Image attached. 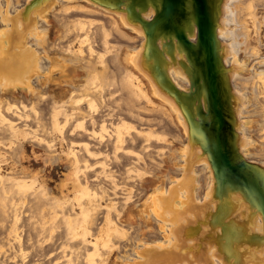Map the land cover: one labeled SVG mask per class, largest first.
Masks as SVG:
<instances>
[{"label": "bare ground", "instance_id": "6f19581e", "mask_svg": "<svg viewBox=\"0 0 264 264\" xmlns=\"http://www.w3.org/2000/svg\"><path fill=\"white\" fill-rule=\"evenodd\" d=\"M92 1L93 0H90L91 3ZM236 1L237 4H234L232 9L230 8L231 9L230 17L232 18V20L229 23L227 22L228 24L224 23L223 27L224 26L225 27L222 28V30L224 29L223 34L226 35L227 33L226 30H228L227 28L229 27L230 30H228L226 38L230 37V40L234 42L233 47H236L235 42L237 41H240L242 47L240 46L241 48L239 52L235 51L237 49L232 50L235 53L231 54L232 53V51H230L231 49L228 50L227 48L228 46L223 47L224 45L221 44L223 43L221 41L220 44L222 45L221 47L223 48V52H222V48H220V44L218 43L219 50L221 49L220 53H223L221 54L222 56L224 55L225 49L228 50L226 54L228 53V56H230V54L232 56L229 58L232 59L231 61L227 59V61L229 60V62H226L225 58L222 57V59L224 58L225 61L224 65L226 63H230L233 71L231 74L237 75L234 82L235 86L234 85L231 86V83H229V87H230L229 97L231 104L230 125L233 129V133L235 137V145L238 151L242 150L243 152L244 150H246L248 152L247 159H249L251 163L261 166V169H259L256 175L257 178L260 179L264 185V103L261 104L260 101L261 97L264 98V69L263 68L260 69V67L257 66L258 64H264V57L262 58V60L257 61L256 64L255 63L252 64L251 62L252 58L253 60L254 57L259 58V54L261 52L260 45L263 43L262 30L264 27V16H262L261 18L258 17V7H257L258 5H256V3L253 2V0H246V2L244 3L242 0H236ZM224 2L225 0H221L219 16L221 14V7L223 6ZM19 5L15 0H0V26H1L0 29V123L7 125L8 129L5 130L7 131L9 130L11 138L24 139L26 141L27 139H31L32 142H38L39 144H46V146L48 147V161L50 163L57 164V162H61L62 160H64V156L68 162H71L70 172L67 175V179L69 182L67 181L68 183L66 182L65 184H63L61 192H64L63 188H66L67 191H72L74 193H81V198L78 197V199L81 200L86 198L85 199L86 202L85 204H83L84 206L81 207L80 213H75V212L73 213L72 211L68 213L64 211L67 202L71 201L70 198H58L49 189H44L43 194L41 192V195L43 197H46L45 198V200H47L45 204L46 207L47 208L50 207L49 210L51 209L54 210V214H55L54 218L56 217V214L60 217L59 214L61 213L58 214L57 209L60 206H63L62 222H64L66 227L68 228L66 229L68 230L67 234L70 235L68 236L66 234L68 238L69 237L73 238L76 232L77 235L80 234L82 236L85 245V243L88 240L87 236L90 235V229H92L91 226L93 224H95L94 226L98 224V221L96 224V218L102 206L99 201H101L105 197H107V201H110L108 205L105 207L106 214L104 215V223L102 227H100V232L96 236V240L93 243L94 251L91 253H87L86 256L81 261L83 262V264H94V263L96 264V261L94 262L96 258L94 259V257L95 256L97 257V255H99L98 246L100 243H103V245L109 249V257H111V255H114V253H117L118 257L116 259V264H156L155 261L157 259H162L164 264L165 262H167L169 253H171L174 258L173 262H175V260L178 261H182L185 259L187 260L188 258H185L182 255L183 250H181L179 254L174 250V246H172V248H170L171 251H168L169 249L167 250V248L169 246L162 247L164 245L163 243L156 245L155 242H151V240H149L150 239L149 237L151 236L152 230L154 228L153 223L155 217L153 214V207H152V205L154 204L152 205L150 204L152 210H150V207L148 206L149 204L148 205L146 204L145 207L142 208L141 210L142 212L141 215H140V210L136 211L134 207L133 208L132 206L129 207L128 204L125 207L124 211H119V209H117V207L119 206L118 203L114 202V198L112 199L111 194H109L110 193L109 189L113 191V193H117V192L119 193L118 190L121 188L123 189V192L124 191L126 192L124 199L127 203L134 202L132 200H134V198L136 200V197L138 195L136 194L137 193L136 191V193L134 192L136 195L134 197L133 189L128 190L126 188V185L125 186L122 185V187H120V182L116 180L114 176L115 173H113L112 170H110V164L108 163V161L111 162L112 158H113L112 161L115 160L114 158H116L117 160L118 159L117 153L123 151L126 155L129 156L128 158L131 157L136 159V160L132 159L133 161H130L129 159L130 162L128 161L129 165L131 166L126 169L128 174L127 179L132 181L135 178H140L143 181L144 180L147 181L149 179V175H147V173L144 171L141 172L140 168H138V164L139 162L140 163L142 162L144 168L147 169L148 168L146 166L147 156L145 153L149 150V148H151V143H152L151 141L155 139L157 143H168V138L166 136L156 133L152 130H149L147 132H142L141 130H139L136 124L127 121L124 117H119L118 115L120 112H118L117 115L116 114L117 109L115 111L110 106H108L107 109H105L107 113H103L102 116L99 114V116H101L103 120L99 118L98 119L101 120L102 122V124L99 125L100 127L99 129H101L103 133L104 132L106 133L107 135L106 138L109 137V139H111L113 137V142L111 143L110 141V143L113 144L112 147L114 148V152L112 151L113 156L112 155L110 156V154H107L103 151L101 152L92 151L91 148L93 147H91L90 143L88 142L82 141L83 143L81 144L82 145L81 149L84 150L90 158L95 159L99 156L102 155L104 156L105 161L101 163L100 162L97 163L96 161V164H99L98 166L101 167L100 168L101 171L96 173L95 174L96 176L95 175L94 176L96 177V180L102 177L105 180H110L111 182L109 184L110 186L108 187L105 186L106 188L101 186L99 188V191L98 190L93 191V187L92 190L90 189L91 187L89 188L88 184H90L89 183L90 181H88V179L87 182L83 183V178H81V175L82 177L83 175L85 177L88 171L93 170L95 167H97V165L95 166L89 164L88 160L84 158H80L79 155L80 151H76V149H73V147H71L75 145L74 144L75 142L70 143L71 145L69 147V150L63 153L65 154L64 156H61L62 155L61 154L60 156L57 157V155L52 154V152L55 151V149L54 150L52 149L55 148L58 143L57 142L58 138L57 136H55V134L59 133L61 136L65 128L67 127L70 128L69 124L71 123L72 120H74L75 122H73V125L71 124V133H75V131H83L86 134L88 133L90 137L89 139L94 140L95 138H97L98 136L97 133L99 129L97 133L94 130L88 131L86 124L89 121L92 126H95L97 122V120L92 116V114L95 115L94 113L98 112L99 107L97 108L98 103L95 97H97L98 94H100L99 96L102 95L103 88L99 89V92L97 94L93 91L88 90L87 88H91V86L95 85L96 79H98L99 77L103 78L105 76L106 70L108 69L107 66H103L102 64V67H104L102 71H100L98 68H95L94 71L88 72L89 70L83 65V60L80 58L84 52V50H81V48L77 50L79 57L76 54L74 56L73 55L64 56V54L62 55V53H58L60 55H53L56 49L57 50L60 49V47L58 46L61 41L66 39L67 33L66 34L58 33L60 34L58 36V43H57V39L55 42L52 41V34L51 36H49L46 33L45 28L46 26L49 25L52 27V31L54 28H56L57 30V27L65 28L61 24H58L59 22L57 21V18L55 16H52V12L56 11L57 13L64 12L68 14L74 10L75 11L79 10L82 12L91 13V15L92 14L97 15L102 12L103 14L109 15L112 25H114L117 29H119L120 32H122L125 39L127 38L130 40L136 38L133 36L135 35V33L138 34V36L139 34L141 35L140 32L146 34L143 25L139 23L137 12L135 11L123 12L122 11L123 9L120 7L119 8L117 7V9L115 10H110L109 8L107 9L103 8L98 4L94 6V2L92 5H90L86 2H80L76 0L68 2V4L65 6L57 3V1H52V3L51 2L48 3L47 10L44 9L45 5H43L44 10H42L40 7L38 11L34 9L29 11L28 9L25 8L24 9L25 13H23L22 10H20L21 8L25 7V5L22 6ZM242 5H244V7H241ZM263 6L264 5H262V7ZM224 12L225 11H223V13ZM51 17L54 18L53 23L50 20ZM95 25H97V20L89 19L88 21L78 20L77 23L74 24L73 26L75 31H77V33L79 34V33H83L84 31H88V29L93 28ZM100 25H102L100 27V30L102 31V42H103L102 46L104 45L105 49L108 50L110 48L109 38L111 37V32L107 29L106 24L103 25L102 23H100ZM252 32H254V35L256 36L255 38L252 36ZM224 35H222V37ZM253 38L256 41L255 46H253L252 44ZM159 41H160V47L158 43ZM163 41L164 43H166L167 46L161 44ZM148 43H149L148 38L144 37V44L148 45ZM80 44L82 45V48L83 45H88V51L91 54L95 53V45L97 43L94 44V42L91 41V38L88 37V35L83 38L82 37L80 38ZM146 46L145 48L139 50L138 52H133V51L125 52V50L120 49L119 52L117 53L115 61L118 63L117 65L122 69L123 73L125 74L123 79L124 80L123 84H125L126 87L130 90V92L134 97L133 99L135 100L145 99V101L148 102L147 104L154 105L155 107L158 108L160 107L164 112L171 111L176 113L175 117H177L178 119L176 120L178 122L177 125L183 131L184 141H180L182 143L181 145L182 147L178 148L177 150L173 149L171 156L174 159H177L179 156H182L184 162H186L184 167H182V170L185 173L184 174L185 177L183 176L182 178L185 180L183 181V184L181 186H179V181H178L177 185L170 187L167 201L168 203H171V205L175 208L176 207L180 208L182 206V203L184 204L183 207H185L186 209L184 215L185 224H181V226L179 225L178 228L180 229V231H177L176 229L175 233L171 232V234L166 232V237H168L169 239L172 235L177 237L178 241L180 239L185 241V239L181 235V232L186 230L190 235V237L196 238V240H199V243L205 242L206 240H207L206 242H209L210 244L209 245L210 249H208L209 257L214 258L212 262H214L215 260L221 263L220 260L221 257L222 259L221 264H264V225L263 224L259 225L255 221L246 224L245 225L246 227H244V225L242 226L241 224H238L236 227L238 226L241 227V228L238 227L239 236L237 235V231L235 232V230H233L235 228L232 227V225H234V222L235 224H237V220H238L237 219L233 222L234 218L232 217V215H234V213H232L231 210L232 211L234 210L233 207L235 206L234 204H236V202L232 204L231 199L233 194H238V195L241 194L245 198V199L242 198L243 199L242 201L247 199L246 202L248 203L249 201L250 203H252L250 204L251 206L252 205L256 206V205L252 202L251 197H249L247 193L244 192L246 191L245 189L236 186V184L235 185L221 184V178L219 177V173L217 172V170L216 169L215 170L213 169V171L211 170L212 167L215 168V166H212V164L209 165V163L206 161L208 157H206L205 155L206 153H204L202 149L203 128L201 124H203L202 122L203 117L207 118V116L201 117L200 115L202 114V111L207 112L205 108L207 107L206 93L205 91L203 92L199 91L198 88H196V86L192 84L193 83L192 71L190 68L191 66L190 67L187 66L188 65L186 62L188 61L187 57L183 53H181L177 48L168 47L169 44L167 43V40L162 37H159L157 39V46L159 48L157 52L153 51L152 50L153 48L150 49L151 45H149L150 46L149 48L148 46L147 47ZM230 47L232 48V45ZM161 48L165 49V51L164 52L161 51ZM108 51L113 52L110 50ZM103 53H105V50ZM240 55H242L244 58L242 61L238 60V57ZM98 57L100 58L99 59L100 63L107 64V62H103V58H104L103 54L99 55ZM89 67L90 70H92L91 69L92 66ZM108 73L110 74V72ZM189 79H191L190 82L188 81ZM103 81L105 82V80ZM44 89H49L50 92L49 98L53 101V104L51 105L53 109L49 117L51 119L50 133H48L47 130L48 135L52 134L51 135L52 139L49 141H46V139L42 137L43 135L40 136L38 133L39 131L38 129L42 125L45 124L47 126L46 121L44 122V124L39 125L38 129L35 130L28 128L30 124L24 125L23 126L24 128L17 127L19 123L23 122L24 124L25 121L27 122V120L29 119L31 121L32 118L35 119L36 116H38L37 113L39 112L37 113L35 112L36 106L34 107L32 105L33 104L32 100H30L29 98L27 99L29 101L28 102L29 106L24 103L26 102V100L22 101L16 98L3 100V95H5L6 93L14 92L13 94H15V92L17 93L19 91L27 92L29 94L27 95V97L37 96V99L45 98L47 96L43 94ZM42 100L43 99H41V101ZM135 100H131V102ZM154 100L158 101L159 104H157ZM83 101L87 102L88 104V105L86 104L88 108V113L84 112L80 108L81 106L80 107L78 106ZM104 102H106V100H104ZM41 103L42 102H40V105ZM36 104H39V101L36 100L35 105ZM104 105L105 107L107 106V104ZM124 107L126 106L124 105ZM67 108H72L71 109L72 113L70 112V114H68ZM126 109L128 110V107ZM129 110H131V108ZM134 110L135 109H133V112ZM27 111H31V112L33 111V113H35L36 116L29 118V115H31L32 113L28 112L29 115H27L25 114L27 113ZM4 112H9L8 114H13V116H15L20 122L16 123L15 120L10 121L9 119L6 118ZM42 114L44 115V113ZM132 115L134 116L133 118L139 116V115H134V113H132ZM132 115L129 114V117ZM61 116H64L63 120H60ZM41 119L42 118H40V121ZM116 120L119 122L115 123L114 121ZM255 130L256 131L258 130V132L256 133L257 135L255 134ZM134 132L136 133L137 136L132 134ZM258 133L259 134L261 133V135H259ZM129 136H131V139L127 140V137ZM139 137L143 138V141H138L139 147H142L140 151L141 153L139 151L137 152L135 149L136 148L135 146L137 145V139ZM179 140L182 139L179 138ZM60 141L62 142L63 140ZM134 142H136V144ZM142 142L144 144H142ZM110 143L109 145H111ZM126 145L130 146L131 149L128 148ZM20 146L21 145H19V147ZM257 146L259 147V149H257L258 148ZM251 147H254L256 149L252 152V150H250ZM121 154L122 153H120V156H122ZM161 154L163 155L164 153L162 152ZM120 160L118 159L117 162H119ZM201 161H206L208 163L207 165V163L205 162L203 170L205 171L209 170V172L211 171L210 172L211 175L208 174L205 180L203 179L205 187L201 185L207 191L206 195L204 196V198L197 200L199 194L198 197L196 198L197 193L195 191V188L198 184L196 181H194L195 178H197V174H196L197 171L195 170L194 164H197V162H201ZM127 165L128 164H126V166ZM3 168L4 166L1 164L0 165V211L3 214H6L5 216H7V218L4 217L5 219H8L9 217L10 225L8 227L9 231L7 233V239L9 243L8 244L9 253L6 255L7 256L6 260L1 262L2 264H7V261L8 263L19 264L20 261L21 264H27V258H28L27 255L29 254V252L25 250L24 247L25 241L23 237L20 235L19 225L21 222H24V217L28 215V214L25 215V212L27 211L28 207L31 206L29 205L31 204L29 203L30 201L27 200L28 194L32 190L36 191L37 187L35 188V186L37 184L41 185V187H44L45 185L44 182L43 184L40 183L39 180L40 177H38L37 174L31 175V173L27 171V169L24 167L21 172H14L15 169L12 168L11 172L13 173L11 172L5 173ZM87 177L88 176H86V178ZM210 179H212V181H210ZM44 181L46 180L44 179ZM172 183H173L172 185H174V182ZM199 185L197 186L198 188L200 187ZM181 187L184 188L182 190L183 193L182 197L179 196L178 194L179 188ZM33 193L32 195H34ZM157 193H158L157 189H155L152 194L155 195ZM114 195H118V194H114ZM238 195L237 198L239 199L240 196L238 197ZM225 196H227V198H225ZM235 196L236 195H234V198ZM206 197L207 200L205 199ZM139 199H141V197ZM152 199H153V203H155L156 197L153 196ZM238 199L235 198V200L238 202V204H236V208L237 205L238 208L239 207L242 208ZM134 204L136 203L134 202ZM262 205L261 207L264 213V198L262 199ZM244 207H243V211L247 210L249 204L248 206L245 207L246 209H244ZM39 208H40L39 211H41V206H39ZM252 208L250 207V211H253L255 209L254 208L252 210ZM70 209L71 206L69 210ZM37 211L38 209L36 210V212ZM250 211L248 209V212ZM49 212L50 211H48V216L46 213L47 217H49V215L53 213V211L50 214ZM114 212L115 214L118 212L115 218L112 216V213ZM202 213H204V218L202 217ZM38 214L39 212L37 213V215ZM137 215L144 218L146 224L140 227V231L136 235H132L129 232V230L133 229L134 227L131 226L128 229L126 228L127 224L125 223L127 222H130L131 224L138 223L139 217L137 218ZM248 215L246 216V218L248 217ZM35 216L36 214L32 215V220L36 218ZM58 216L57 218L59 219ZM125 216L127 217V219H125ZM234 216L235 218L238 217L236 215ZM256 216H253V218L254 217L257 218ZM243 217L240 216L238 218L243 219ZM250 217L252 219V215L248 217L249 221H251ZM38 218L40 219V217ZM255 218L254 220L258 219ZM61 219L62 218L60 217V220ZM163 221L164 222L161 223L159 222V225L161 226L160 227L161 230L165 229L163 225L165 222H167V220L163 219ZM0 222L2 223L1 225H4L2 221ZM57 222H59V220ZM36 223H38V221H36L35 224ZM48 223H49V219H48ZM56 224L54 226L55 228L58 227L56 226ZM43 225L46 226L45 231H44V227L40 228V223H39V227L38 225L37 226L33 225V229L35 228L34 230L36 231L37 237L42 236L43 231L45 232V234L49 233L48 230L46 232V229H48L49 227H47V225L45 224ZM51 226L53 227L52 223H50V227ZM52 227L50 229H52ZM54 227L53 229L55 230ZM242 227L243 229L244 228L245 229L243 230ZM63 228L65 229V227ZM63 228L62 230L59 229L60 232L63 231ZM79 229H81L80 232ZM57 230H55V234ZM134 230H135L134 232L137 231L136 228H134ZM232 231H234V234ZM47 234L46 237L48 236L50 237V235ZM54 235L52 233L51 238ZM49 237L47 238V240L50 239L49 241H51V238ZM43 240L44 239L42 238V241ZM114 241H118V242L126 241L128 243L127 244L128 246L122 247L121 245L114 243ZM66 243L67 242H64V244L58 246L57 249L54 246L44 249L42 252L39 253V258H41V260H49L51 258L52 261H50V263H53L54 261L56 263L58 260L64 258L66 264H78L72 258L71 255L70 256H68L67 254L65 255V252L69 251L66 249L70 248V246ZM52 244H55V242L53 243V240H52ZM69 244L71 245V243ZM3 246L1 245V247ZM8 246L6 248H8ZM204 246L206 245L204 244L202 245V252L205 250ZM75 247L76 246H74L73 248ZM121 249H123V252L119 251ZM246 249L248 250L250 249L252 253H250V255L245 254L244 251ZM210 250H212V252H210ZM54 251H59V253L61 252L62 256L55 258L53 256ZM202 252L198 250L196 253H193V260H187V264H197V263L205 264L204 262H207L209 260L208 259L207 261H205L206 260L205 257L208 258L207 256L208 253L206 255V253L204 252L205 254L203 253L204 255H202ZM216 258H218V260ZM109 262L110 259L108 258V261L106 263L105 262L104 263L101 262V263L109 264ZM208 263L209 264L211 263V259L210 262ZM38 264H43V263H38Z\"/></svg>", "mask_w": 264, "mask_h": 264}, {"label": "rangeland", "instance_id": "374dc122", "mask_svg": "<svg viewBox=\"0 0 264 264\" xmlns=\"http://www.w3.org/2000/svg\"><path fill=\"white\" fill-rule=\"evenodd\" d=\"M15 1L17 2L18 5L20 4L19 6L25 5V7L20 9V10H22L23 13H25L24 12L25 8L28 9L29 11H31L33 9L38 11L39 7L42 10H44V9L47 10L48 3H50V2L52 3V1H57V3L62 4V5L65 6V5L68 4V2L75 1V0H68V1L67 0H23V1L22 0H15ZM76 1L86 2V3L90 4V5H92L93 2H94V6L96 5L94 0L92 1V3L90 2V0H76ZM242 1H243V3L246 2V0H242ZM21 2H23V3H21ZM253 2H255L256 5H258L257 6L258 7V17L261 18L262 16H264V6L262 7V5H264V0H253ZM234 4H237L236 0H225V2L223 3V6L221 7V14L218 17V21H217V26H218L217 27V33L219 32V34H218V43L220 44L221 41H222L224 43V44L221 43L222 45H224L223 47H225V46L227 47L228 46L227 47L228 50L231 49L230 51H232V50L237 49L238 51L237 50H235V51L239 52L240 48L242 47L240 41L235 42V44H236L235 46L236 47H233L234 42L230 40V37L227 36L228 38H226V35L228 33V30H230V28L226 25L228 27V28L226 27L228 29V30H226L227 31L226 35L223 34V30L224 29L222 30V28L225 27V26L223 27V24L224 23L228 24L232 20V18L230 17V13H231L230 11H231L232 7L234 6ZM43 5H45V7ZM43 7H44V9H43ZM241 7H244V5H242ZM120 8L123 9L122 10L123 12L124 11L125 12L129 11L127 8H123V7H120ZM151 11H150L151 13L150 12L147 13V15H144V17L148 18L150 16V19H151L153 17V15H154V10H151ZM223 11H225V12L223 13ZM52 16H55L57 18V21L59 22L58 24H61L63 27H65V28L57 27V30H56V28H54L53 31H52V27L50 25L46 26V28H45L46 29V33L49 36H51V34H52V41L55 42L56 39H57V43H58V36L61 33L62 34L63 33L66 34L67 33L66 39L61 41L59 46H58L62 50H60V49L57 50L56 49L53 55H60L58 53H62V55L64 54V56L65 55L66 56H72V55L74 56L76 54L79 57V54H78L77 50L79 48H81V50H84L85 53L83 52V54L81 55L80 58L83 60V65L89 70L88 72L94 71L95 68H98L100 71H102L103 68H104V67H102V64H103V66H107V68H108L106 70L105 76L103 78L99 77L98 79H96L95 85L91 86V88H87L88 90L93 91L96 94L99 92V89H102V88L104 89L105 88L104 90L102 89V95L101 96H99L100 94H98V96L95 97L96 101L98 103L97 108L99 107L98 108V112L94 113L95 115L90 113L97 120V122H96L95 126H92L90 124V122L88 121L87 124H86L87 125V130L88 131L94 130L97 133L98 129L100 128L99 125L102 124L101 120H103V118L101 116H102L103 113H107V111H105V109H107V107L110 106L115 111L117 109V113H116L117 115H118V112H120L119 115H118L119 117H124L127 121H129V122H131L133 124H136V126H138L139 130H141L142 132H147L149 130H152V131H154L156 133H159V134H162V135H164V136H166L168 138V143H157L155 139H153L151 141L152 142L151 143V148H149V150L145 153L146 156H147L146 157L147 158V160H146L147 165L146 166L148 167L147 169L144 168V165H143L142 162H141L142 164L140 162L138 164V168H140L141 172L144 171V172L147 173V175H149V179L147 181L146 180L143 181L140 178H135L132 181L127 179L128 178V174H127L126 169L131 166V165H129V162L133 161V160H136V159L131 158V157L128 158L129 156L126 155L123 151H120V153H122L121 154L122 156H120L119 152L117 153L118 156L116 155L119 160L121 159L119 162H117L118 159L116 160V158H114L115 159L114 161H112L113 158L111 159V162L108 161V163L110 164V170H112V172L115 173L114 176H115L116 180H118V182H120V187H122V185L123 186L126 185V188L128 190L129 189H133L134 197L136 196L135 195L136 191H137L136 194H138L137 197H136V200H135V198H134V200H132L136 204H134V202H132V203L128 202L127 203L125 201V199H124L126 192L125 191L123 192V189L120 188L118 190L119 193L118 192L117 193H113V191H111L109 189V191H110L109 194H111V198L112 199L114 198V202L118 203V205H119V206L117 205L119 207V208L117 207V209H119V211H124L125 207L128 204L129 207H131V206H132V208L134 207V209L136 211L140 210V215H141L142 214L141 210H142V208L145 207L146 204L147 205L149 204L148 206L150 207V210H152L151 205L154 204V205H152L153 214H154V217H155L154 223H153V227L154 228L152 230L151 236L149 237L150 238L149 240H151V242H155L156 245H158L160 243H163L164 245L162 247L169 246L167 248V250L169 249L168 251H171L170 248H172V246H174V250L177 253H179V254H180L181 250H183V254L182 255L185 258H188L187 260H193V253H196L198 250L202 252V245L203 244L206 245V246H204L205 250L206 249L207 250L210 249L209 248L210 244H209V242H206L207 240L205 242L199 243V240H196V238L190 237V235L188 234V232L186 230L181 232V235L185 239V241L182 240V239H180L178 241L177 237L172 236V235H171V237L169 239H168V237H166V232L171 234V232L175 233L176 229H177V231H180V229L178 228L179 225L181 226V224H185L184 215H185L186 209H185V207H183L184 204L182 203V206L180 208L179 207L175 208V207H173L171 205V203H168V201H167V197H168V194H169L170 187H173V186L177 185L178 181H179V186H181L183 184V181L185 180V179L182 178L183 176L185 177V175H184L185 173L182 170V167H184L186 162H184V159H183L182 156H179L177 159H174L171 156L172 150L173 149L177 150L178 148H181L182 147L181 146L182 143L180 141H184L183 131L177 125L178 122L176 120H178V119H177V117H175L176 113L171 112V111L170 112H164L160 107L158 108V107H155L154 105L147 104L148 102L145 101V99H139V100L133 99L134 97H133L132 93L130 92V90L126 87L125 84H123L124 83L123 79H124V75L125 74L123 73L122 69L117 65L118 63L115 61L117 53L119 52L120 49L121 50L122 49L125 50V52H129V51L130 52L131 51L138 52L139 50L145 48V46L147 45V44H144V37H147L146 34H144L143 32H140L141 35L139 34V36H138V34L135 33V35H133V36L136 37V38H134L132 40L127 39V38L125 39V37L123 36L122 32H120L119 29H117L114 25H112L109 15L103 14L102 12L100 14H97V15H95V14L91 15V13H86V12H82V11H79V10H77V11L74 10V11L68 13V14L64 13V12L57 13L56 11H53L52 12ZM227 18L229 19V21H228ZM89 19L97 20V25H95L93 28L88 29V31H84L83 33H79L78 34L77 31H75L73 25L76 24L78 20L88 21ZM50 20L53 23L54 18L51 17ZM98 21H99V24H98ZM100 23H102L103 25L106 24L107 29L111 32V37L109 38V43H110L109 47L110 48L108 50L113 51V52H109L108 50L105 49L104 45L102 46V43H103L102 42V31L100 30V27L102 25H100ZM67 27H68V29H67ZM0 29H1V26H0ZM90 31H92V32H90ZM58 33H60V34H58ZM84 34H86V35H84ZM221 34L224 35L223 36L224 40H223V37H222ZM229 34H230V31H229ZM87 35H88V37L91 38V41L94 42V44L97 43L95 45V53L94 54H91L88 51V45H83V48H82V45L80 44V38L81 37L83 38V37H85ZM262 35H263V38H262L263 43L261 44L262 47L260 45L261 52L259 54V58L258 57H254V60L252 58V60H251L252 64H254V63L256 64L257 61L262 60V58L264 57V27H263V30H262ZM252 36L254 38L256 37L254 35V32H252ZM254 38L252 40L253 46L256 45V41L254 40ZM238 42H239V44H238ZM158 43H159V47H160V41ZM161 44L166 45V43H164V41ZM221 44H220V48H222ZM148 45H149V43H148ZM231 45H232V48L230 47ZM61 47H63V48H61ZM103 48L105 50V53H103L104 52ZM228 50L225 49V52H224L223 56L221 55L223 53H220L221 49L219 50L220 57L221 58L224 57L226 62H229V60L231 61L232 59H229V58L232 57L231 54L235 53L234 51H232V53L230 52L231 53L230 56H228V53L226 54V52ZM161 51L164 52L165 49L161 48ZM222 52H223V48H222ZM101 54H103L104 58H105V59L103 58V62H107V64L106 63L105 64L104 63H100V60H99L100 58L98 56L101 55ZM225 54H226L227 58H226ZM242 55H240L238 57V60L242 61L244 59ZM106 58H108V59H106ZM224 58L222 59L223 65L225 63ZM227 59H229V60L227 61ZM186 62L188 64L187 66L190 67L191 65H190V63H188L189 61H186ZM89 66H92L91 67L92 70H90ZM224 66H225V68H227V75L229 74L228 75V80L230 81L229 83H231V86H233V85L235 86L234 82H235V79H236L237 75L236 74L235 75L231 74L233 71H232V66L230 65V63H226ZM257 66H259L260 69H262V68L264 69V64H258ZM108 72H110V74ZM237 74H239V73H237ZM230 77H232V78H230ZM103 80H105V82ZM190 80L191 79H189L188 81L190 82ZM83 83H84V81H83ZM100 85H101V87H100ZM102 85H103V87H102ZM13 93L14 92H8L5 95H3V100L13 99V98H16V99L22 100V101L26 100V102H24V103L29 106V103H28L29 101L27 100L29 98L30 100H32V103H33L32 105L34 107L38 106L37 108L35 107V109H36L35 112L36 113L39 112V113H37L38 116H36L35 113H33V111L32 112L31 111H27V113H25L27 115H29L28 112L32 113V114L30 113L32 116L29 115V118H32V117L36 116L35 119L32 118L33 121L31 119V121L35 122V123H32L30 121V119H29V120H27V122L25 121L24 124H23V122L19 123L18 124L19 126L17 125V127L24 128L23 127L24 125H29L30 124V126H28V128L32 129V130H35V129H38L39 125L44 124V122L46 121L47 122V126L45 124L42 125L38 129L40 131V132L38 131V133H39L40 136L43 135L42 137L44 139H46V141L51 140L52 139V136H51L52 134L48 135V133H50V131H51L50 130L51 119L49 117H50L51 111L53 109V107H51V105L53 104V101L49 98V95H50L49 89H44L43 90V94H45V96H47L48 98L45 97V98H38L37 99V96H33V97L28 96L27 97V95H29V94L27 92H25V91L24 92L23 91H19L17 93L15 92V94H13ZM105 96H106V98H105ZM41 99H43L44 101L43 100L41 101ZM36 100L39 101V104L35 105ZM104 100H106V102H104ZM131 100H135V101H132L133 105H132ZM154 101L157 104H159L158 101H156V100H154ZM260 101H261V104L264 103V98L261 97ZM40 102H42L41 105H40ZM83 102L80 105H78V106L79 107L81 106L80 108L84 112L88 113V108H87L88 104H87V102H84V103ZM101 102H102V104H101ZM104 104H107V106L105 107ZM124 105L126 107H124ZM127 107H128V110L126 109ZM129 107L131 108V110H129L130 109ZM205 108H206V111H207V107H205ZM71 109L72 108H67V113L68 114H70ZM133 109H135L134 112H133ZM118 110H120V111H118ZM40 111L42 113H44V115ZM127 111H129L130 113L127 112ZM64 112H65V110H64ZM8 113L9 112H4V114H5L7 119H9L10 121L11 120L12 121L15 120L16 123L20 122L15 116H13V114H8ZM132 113H134V115H139V116H136V118H133L134 116L132 115ZM99 114L101 116H99ZM129 114L132 115V116L129 117ZM42 115H43V117H42ZM39 117L42 118L41 121H40ZM63 117L64 116H61L60 120H63ZM98 118L101 119V120H99ZM30 122L32 123L33 126L31 125ZM73 122H75V121L72 120L71 123L69 124L70 128L67 127V128L64 129V131L61 134V136H60L59 133L55 134V136H57V138H58V140H57L58 143H57L56 147L52 149V150L55 149V151H53L52 154L53 155H57V157L60 156L61 154H62L61 156H64L65 154H63V153H65V152H67L69 150V147L71 145L70 143L71 142H75L74 143L75 145L71 146V147H73V149H76V151H80L79 152L80 158H84V159L88 160L89 164H92V165H95V166L97 165V167L94 166L95 168L93 170L88 171V173L85 175V177H84V175H83V177L81 175V178H83V183L87 182V179H88V181H90L89 182L90 184H88V186H89V188L91 187L90 188L91 190H92V187H93V191H97V190L99 191V188L101 186L104 187V188L110 186L109 185L110 182H111L110 180H105L102 177L99 178L98 180H96V177H95L96 176L95 174L98 173L99 171H101V169H100L101 167L98 166L99 164H96V161H97V163L98 162L101 163V162L105 161L104 156L102 155V156H99V157H97L95 159L94 158H90L86 154V152L81 149V146H82L81 144L84 141L88 142V143H90L91 147H93V148H91L92 151H94V152L103 151V152H105L107 154H110V156L111 155L113 156L112 151L114 152V148L112 147L113 144H111L113 142V137L111 139H109V137L106 138L107 137L106 133L105 132L103 133V131L101 129H99V131L97 133L98 136L94 140L89 139L90 137H89L88 133L86 134L83 131H75V133H71V124L73 125ZM114 122L118 123L119 121L116 120ZM5 126H6V128H5ZM48 126H49V128H48ZM0 127H1L0 128V138H1L0 139V165L2 164L4 166V168H3L4 172L5 173H9V172L12 171V168L15 169L14 172H21L23 170V167H24V168L27 169V171H29L31 173V175L37 174V176L40 177V179H39L40 183L43 184V182H44V185H45L44 187H41V185L37 184L35 186V188L37 187L36 191L35 190L31 191L32 193L34 191V193H33L34 195H32L31 192H30L31 195H30V193L28 194V199L27 200L30 201L29 203H31V204H29V205H31V206L28 207L27 211L25 212V215H27V214L28 215L24 217V222H21L20 225H19L20 226V228H19L20 235L23 237V239L25 241V246H24L25 250L27 252H29V254L27 255L28 256L27 264H35V263L36 264H38V263L53 264V263H55V261L53 263H50V261H52L51 258L49 260H41V258H39V253L42 252L44 249H47V248H49L51 246H54L57 249V247L61 246L62 244H64V242H67L66 244H68L70 246V248L66 249V250H69V251H66L67 253L65 252V255L66 254L68 256L71 255L72 258L78 264H83V262L81 260L86 256V254L87 253H91V252L94 251L93 250V247H94L93 243L96 240V236L100 232V227H102V225L104 223V215L106 214L105 207L108 205V203L110 201H107V197L102 199L103 202H102V200L99 201L102 206L100 208V211L97 214V218L98 219L96 218V224H97V221H98V224L96 226H94L95 224H93L91 226L92 229H90V235L87 236L88 240L86 242L89 245H87L86 243L84 245V241H83L82 236L80 234L77 235L76 232H75V235L73 236V238H70V237L68 238L67 237V235H68L67 231L68 230H66L68 228L66 227L65 223L62 222V220H63L62 207L63 206H60L58 208L59 211L57 209L58 214L59 213L62 214V215L59 214L62 219L60 220V217L57 214H56V217L54 218V216H55L54 210L53 209L49 210L50 207L49 208L46 207L45 204H46L47 200H45L46 197H43L41 195V192L43 194L44 189H49L58 198H70L71 201L67 202V205H65L66 207L64 208V211L68 212V213H70L71 211L73 213L74 212L75 213H80L81 207L84 206L83 204H85V202H86V200H85L86 198L80 200V199H78V197L81 198V193H74L72 191H67L66 188H63L64 192H61L63 184H65L68 181L67 175L70 172V164H71V162H68L65 159V156H64V160H62L61 162H57V164L56 163L52 164V163H50L48 161V147L46 146V144H39L38 142H32L31 139H27V141H26L24 139L11 138L9 130L8 131L5 130V129H8L7 125L0 123ZM47 130H48V133H47ZM257 132H258V130L257 131L255 130V134ZM132 134L137 136L135 132L132 133ZM259 135H261V133ZM2 136H3V138H2ZM101 136H102V139H101ZM131 136L127 137V140H130ZM63 137H65V138H63ZM179 138L182 139V140H179ZM3 140L5 141V143H4ZM60 140H63V141L61 142ZM110 141H111V143H110ZM138 141H143V138L139 137L137 139V145L135 146L136 147L135 148L136 151L140 152L142 147H139ZM109 143L111 145H109ZM134 143L136 144V142H134ZM99 144H102V145H99ZM107 144H108V147H107ZM142 144H144V143L142 142ZM19 145H21V146L19 147ZM126 146L128 148H130V146H128V145H126ZM111 147H112V149H111ZM137 147H138V149H137ZM255 149L256 148H254V147L250 148V150H252V152ZM257 149H259V147ZM13 151H14V154H13ZM10 152H12V153H10ZM162 152L164 153L163 155L161 154ZM243 152H244L245 156L248 158V156H247L248 152L246 150H244ZM16 155H17V157H16ZM164 156H165V158H164ZM129 159H130V161H129ZM208 160L209 159H207L206 161L210 165L211 162L208 161ZM206 161H201V162H197V164H194L195 165V170L197 171V173H196L197 174V178H195V180L194 179L193 180L196 181L198 185L200 184L199 185L200 189L197 187L198 185L195 188V191L197 193L196 194V198L198 197V194H199V197H200V198L198 197L197 200L204 198V196L207 193V191L204 188L205 185H204L203 179L205 180V178H206V176L208 174L211 175V173H210L211 171L209 172V170H206V171L203 170V167H204ZM208 163H207V165H208ZM126 164H128V165L126 166ZM8 165L11 166V167H9ZM140 166L143 167V168H141ZM213 169L215 170L214 167H212L211 170L213 171ZM147 170L149 171V173H148ZM200 170H203V171H200ZM182 171H183V173H182ZM198 171L201 172V173H199ZM11 173H13V172H11ZM200 174H201V176H200ZM86 176H88V177L86 178ZM201 177H202V180H201ZM44 179L46 181H44ZM198 180H199V182H198ZM210 181H212V179H210ZM172 182H174V185H172L173 184ZM201 185L204 186V187H202ZM155 189H157L158 193L153 195L152 193H153V191ZM183 189L184 188H182V187L179 188V193L178 194L181 197L183 196V193H182ZM120 191L123 192V193H121ZM114 194H118V195H114ZM35 195L38 196V197H36ZM234 195H236L235 198L238 199L237 198L238 194H233L232 195V199H231L232 200V204L234 202H236V204H238V202L234 198ZM30 196H31V198H30ZM153 196L156 197V202L155 203H153V199H152ZM239 196H240V198L238 199V201H239L240 205L242 206V208L239 207L240 208V210H239L238 205H237V208H236V204H234L235 206L234 205L233 206L235 208L233 207V209L234 210L238 209V210H235V211L231 210V212L234 213V215H236L238 217H240V216L243 217L245 215L243 217V219L242 218L240 219L238 217L235 218V216L232 215V217L234 218L233 222L235 220H237V219L240 220V221L237 220V224H235V222H234V225H232V227L235 228L233 230H235V232L237 231V235L238 236H239L238 229L241 228L239 226H238L239 228L236 227L238 224H241L242 226L244 225V227H246L245 226L246 224H249L250 222H254L255 221L259 225L260 224L264 225V219H263V217L260 216L261 215V213L259 212L260 210L257 209V207L254 206V205L251 206L250 204H252V203H250L249 201L247 203L246 202L247 199L242 201L243 199H245L243 195L239 194L238 197ZM140 197H141V199H139ZM146 197H147V200H146ZM225 198H227V196H225ZM39 199H40V201H39ZM205 199L207 200V197ZM83 201H84V203H83ZM144 202H146V203H144ZM80 203H81V205H80ZM141 203H142V205H141ZM39 204H41V205H39ZM248 204H249V207L247 208V210L243 211V207L244 206L245 207L248 206ZM39 206H41V211H39L40 210ZM70 206H71V209L69 210ZM245 207H244V209H246ZM250 207L251 208L254 207L256 210L254 208H252V210L253 209L254 210L250 211ZM37 209H38V211L36 212ZM60 209L62 210V212H61ZM248 209H249L250 212H248ZM48 211H50L49 214L52 213V211H53V213H52L53 215L50 214L49 217H47L48 216ZM246 211H247V213L249 215L246 213ZM255 211L256 212L258 211V212L256 213ZM30 212H31V214H30ZM38 212H39V214L37 215ZM46 213H47V216H46ZM193 213H195V212H193ZM34 214H36L35 217L37 219L35 218V219L32 220V215H34ZM116 214L114 212V213H112V216L115 218ZM5 215L6 214H3L0 211V217H1L0 221H2L4 223V225H1L2 223L0 222V244L2 246L4 245L3 247H1V245H0V247H1L0 248V264H2V262L4 260H6V257H7L6 255L9 253V246H8L9 243H8V239H7V233L9 231L8 227L10 225V219H9V217H8V219H5V218H7V216H5ZM40 215L42 216V218H41ZM247 215H248V217L252 215V219L250 217L251 221H249L248 217L246 218ZM57 216L59 217V219L57 218ZM253 216H256L258 219L254 217L255 219H257V220H254ZM38 217H40L41 220ZM202 217L204 218V213H202ZM137 218L139 220L138 223H135V224H131L130 222L125 223V224H127L126 228H128V229L131 226L136 228V230H137L136 232H134L135 231L134 228L129 230V232L132 235H136L140 231V227L146 224V221L144 220V218L140 217L139 215H137ZM48 219H49V223H48ZM125 219H127L126 216H125ZM163 219H166L167 222L164 223L163 227H165V229H162L163 230L162 231L160 229L161 226L159 225V222L160 223L164 222ZM244 219H246V220H244ZM58 220H59L60 223L57 222ZM36 221H38V223L35 224ZM39 223H40V228L44 227V231H45L46 226H44L43 224H45V225H47V227H49L48 229H46V232H47V230L49 232L48 234L46 233L47 235H50V237L48 236L49 238H51L52 233H53V235L55 234V230L58 229L59 224H60V227H61V228L59 227V229L62 230L63 227H65V229L63 228V231H61L62 233L58 229L56 234H55L56 236L54 235L51 238V241H49L50 239L47 240L48 237H46V234H45L44 231L42 232V236L43 237L42 236L37 237L36 231L34 230L35 228L33 229V225H35V226L38 225V227H39ZM50 223H52L53 227L57 223L56 226H58V227H56V228L54 227L55 228V230H54L53 227L51 226L52 229H50L51 228L50 227ZM242 229H243V227H242ZM80 231H81V229H79V232ZM232 232L234 234V231H232ZM92 234H93V236H92ZM65 235H66V237H65ZM68 236H70V235H68ZM75 236H76V238H75ZM42 238L44 239L43 241H45V242L42 241ZM73 239H74V241H73ZM52 240H53V243L55 242L56 245L52 244ZM26 241H27V243H26ZM48 242H50V243H48ZM69 243H71V245ZM114 243H116L118 245H121L122 247L128 246L127 245L128 243L126 241H120V242L114 241ZM6 245L8 246V248H6L7 247ZM74 246H76L77 248L76 247L73 248ZM3 250H4V252H3ZM74 250H75V252H74ZM98 250H99V255H97V257L96 256L94 257V259L96 258L94 260V262L96 261V264H102L104 262L106 263L108 261V258L110 259L109 264H116V259L118 257L117 253H114V255H111V257H109V249L107 247H105L103 245V243L99 244ZM105 250H107V251H105ZM205 250L202 252V255H204L205 253L207 255V253H208V255H207L208 258L205 257V256L204 257L206 258L205 261H207L209 259L207 262H204L205 264L210 262V259H211V263L212 264H217V263L221 264L222 263L221 257H220L221 263L218 262V261H215V260H214V262H212V260L214 258L209 257V250L208 251L207 250L205 251ZM119 251L123 252V249H121ZM72 252H74V253H72ZM210 252H212V250H210ZM55 253H56V255H55ZM244 253L250 255V253H252V252H251L250 249L249 250L246 249L244 251ZM53 256L55 258H58V257L62 256V253L61 252L59 253V251H54L53 252ZM54 257H52V258H54ZM181 258H182V256H181ZM218 258H216V259L218 260ZM173 259L174 258L172 256V254L169 253V256L167 258V262H165L164 264H187V260L186 259L182 260V261L175 260V262H173ZM61 260H58L57 261L58 263L56 262L55 264H66L65 261H64V258H62ZM155 263L156 264H163V261H162V259H157L155 261ZM7 264H13V263H8V261H7ZM19 264H21L20 261H19ZM197 264H200V263H197Z\"/></svg>", "mask_w": 264, "mask_h": 264}, {"label": "water", "instance_id": "95a60500", "mask_svg": "<svg viewBox=\"0 0 264 264\" xmlns=\"http://www.w3.org/2000/svg\"><path fill=\"white\" fill-rule=\"evenodd\" d=\"M95 3L110 10L124 7L137 12L150 49L157 52V39L162 37L168 47L177 48L187 57L192 84L206 93L207 112L201 110L200 114L207 116L201 124L202 149L219 173L221 184H236L245 189L264 219L261 207L264 185L256 175L261 166L251 163L242 150L238 151L230 125V87L227 68L219 55L217 33L221 0H95ZM151 10L153 17H144Z\"/></svg>", "mask_w": 264, "mask_h": 264}]
</instances>
